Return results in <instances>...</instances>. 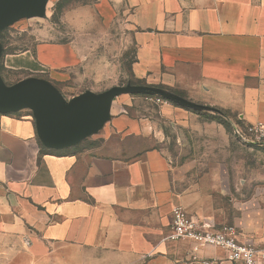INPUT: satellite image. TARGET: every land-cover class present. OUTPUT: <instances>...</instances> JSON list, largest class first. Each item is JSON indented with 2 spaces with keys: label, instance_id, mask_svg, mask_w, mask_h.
Returning a JSON list of instances; mask_svg holds the SVG:
<instances>
[{
  "label": "crops",
  "instance_id": "1",
  "mask_svg": "<svg viewBox=\"0 0 264 264\" xmlns=\"http://www.w3.org/2000/svg\"><path fill=\"white\" fill-rule=\"evenodd\" d=\"M73 19L71 44L39 46L45 66L87 68L102 80L121 72L110 57L131 45L137 79L264 124V0H96ZM130 106L123 95L93 113L85 128L103 142L78 154L43 144L28 108L0 113V264H191L194 244L171 238L175 207L235 225L212 194L176 190L168 158L152 145L159 131L123 112ZM261 201L231 210L242 215L240 241L264 249ZM195 254L226 257L210 247Z\"/></svg>",
  "mask_w": 264,
  "mask_h": 264
},
{
  "label": "rangeland",
  "instance_id": "2",
  "mask_svg": "<svg viewBox=\"0 0 264 264\" xmlns=\"http://www.w3.org/2000/svg\"><path fill=\"white\" fill-rule=\"evenodd\" d=\"M96 0H41L35 11L23 13L0 26V78L11 87L31 78L44 79L64 96V106L97 99L81 120L90 118L103 107L112 106L125 96L132 106L125 113L145 119L160 138L156 145L168 158L175 187L179 193L204 190L213 195L217 206L222 202L227 215L235 222L242 218L237 204L260 195L264 210V147L243 143L238 136L239 118L229 110L194 99L188 92L166 86H151L133 74L135 52L132 46L122 57H110L120 64V73L102 75V80L71 66H45L38 58L43 44L72 43V23L75 12L83 6H93ZM85 17L87 15H84ZM104 27L100 26L101 47ZM113 36L119 38L117 30ZM100 47V48H101ZM103 52V51H102ZM55 56L64 55L59 51ZM115 58V59H114ZM103 57L86 58L85 65ZM68 96V97H65ZM33 110L31 105L26 106ZM25 116L23 109L12 112ZM85 113V112H84ZM79 115V114H78ZM77 117V115H76ZM79 127L78 137L71 145L78 154L84 148L102 144L101 133ZM230 225V224H226Z\"/></svg>",
  "mask_w": 264,
  "mask_h": 264
},
{
  "label": "water",
  "instance_id": "3",
  "mask_svg": "<svg viewBox=\"0 0 264 264\" xmlns=\"http://www.w3.org/2000/svg\"><path fill=\"white\" fill-rule=\"evenodd\" d=\"M40 1L0 0V26L23 13L37 10ZM78 100L72 107L64 106L62 95L53 84L44 79L31 78L6 87L0 78V113L16 112L30 104L39 137L48 147L60 148L73 144L78 137L79 127H86L88 118L85 120L81 118L87 114L85 110L98 100L87 102ZM107 107L103 109L98 107L94 113L105 112Z\"/></svg>",
  "mask_w": 264,
  "mask_h": 264
},
{
  "label": "built area",
  "instance_id": "4",
  "mask_svg": "<svg viewBox=\"0 0 264 264\" xmlns=\"http://www.w3.org/2000/svg\"><path fill=\"white\" fill-rule=\"evenodd\" d=\"M238 126V136L243 143L264 147V124H247L242 119ZM174 241H189L194 244V252L203 248L222 250L225 258H203L193 253L191 264H264V249L239 239L235 225H217L188 213L182 207H175Z\"/></svg>",
  "mask_w": 264,
  "mask_h": 264
},
{
  "label": "trees",
  "instance_id": "5",
  "mask_svg": "<svg viewBox=\"0 0 264 264\" xmlns=\"http://www.w3.org/2000/svg\"><path fill=\"white\" fill-rule=\"evenodd\" d=\"M239 123H240V124H242V121H241V120H239Z\"/></svg>",
  "mask_w": 264,
  "mask_h": 264
}]
</instances>
